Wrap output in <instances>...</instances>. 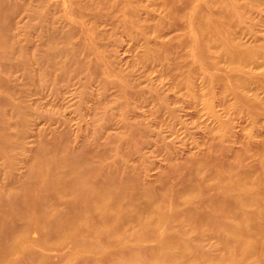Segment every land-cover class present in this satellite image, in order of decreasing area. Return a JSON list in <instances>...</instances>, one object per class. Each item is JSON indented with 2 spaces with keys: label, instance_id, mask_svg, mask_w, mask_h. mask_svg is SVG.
Returning <instances> with one entry per match:
<instances>
[{
  "label": "rangeland",
  "instance_id": "374dc122",
  "mask_svg": "<svg viewBox=\"0 0 264 264\" xmlns=\"http://www.w3.org/2000/svg\"><path fill=\"white\" fill-rule=\"evenodd\" d=\"M160 3L0 0V264H264V0Z\"/></svg>",
  "mask_w": 264,
  "mask_h": 264
},
{
  "label": "bare ground",
  "instance_id": "6f19581e",
  "mask_svg": "<svg viewBox=\"0 0 264 264\" xmlns=\"http://www.w3.org/2000/svg\"><path fill=\"white\" fill-rule=\"evenodd\" d=\"M183 1H184V4H185L184 7H180L178 5V0H159V3L161 2L160 5L163 8H168L171 11V16L176 21V20H178V16L181 15V13L183 11H185L186 8L188 9L190 3L194 2L195 0H183ZM196 2H198V1H196ZM196 2H195V4H196ZM193 12H194V14H193V17L190 20L189 24H190V26L192 27L193 30H197L198 26H201L200 25L201 24V19L206 15V12L204 11L203 7H201V6L197 7L195 5L193 7ZM218 26L219 25H217V24L216 25H212L210 31H207V28L205 27V30H206L207 33L209 32V35L213 36V39L219 41V43L221 45H224L226 47V49L230 53H232L233 56L239 55L240 54L239 48L231 47L229 42L227 41L228 39H225V38H222V37H219V36L215 35V32H216L215 28H217ZM179 28L182 29V26H180ZM183 28H185V26ZM202 40H203V38L200 37L199 38V42H201ZM203 47H205V46H201V47L197 46V52H198L199 55H200V51H203V50H200V49H204ZM193 52H196V47H195V50Z\"/></svg>",
  "mask_w": 264,
  "mask_h": 264
}]
</instances>
